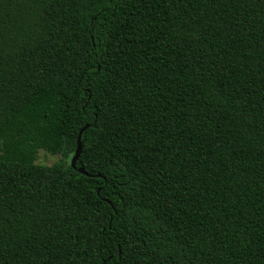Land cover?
Here are the masks:
<instances>
[{
	"label": "trees",
	"instance_id": "trees-1",
	"mask_svg": "<svg viewBox=\"0 0 264 264\" xmlns=\"http://www.w3.org/2000/svg\"><path fill=\"white\" fill-rule=\"evenodd\" d=\"M260 259L264 0H0V264Z\"/></svg>",
	"mask_w": 264,
	"mask_h": 264
},
{
	"label": "rangeland",
	"instance_id": "rangeland-1",
	"mask_svg": "<svg viewBox=\"0 0 264 264\" xmlns=\"http://www.w3.org/2000/svg\"><path fill=\"white\" fill-rule=\"evenodd\" d=\"M62 159L61 155L59 154H52L48 152L45 149H39L37 153V162L41 164H53L55 162H58ZM71 160V158H70ZM69 160V161H70ZM238 264H264V259L256 260V261H247L244 263H238Z\"/></svg>",
	"mask_w": 264,
	"mask_h": 264
},
{
	"label": "water",
	"instance_id": "water-1",
	"mask_svg": "<svg viewBox=\"0 0 264 264\" xmlns=\"http://www.w3.org/2000/svg\"><path fill=\"white\" fill-rule=\"evenodd\" d=\"M89 126V124H86L79 132V135H78V139H77V148L75 150V153L74 155L72 156L71 158V164L72 166H76V162L77 160L79 159L80 155H81V152H82V147H83V143H82V133L83 131ZM78 170L82 173H85V174H88L89 173L84 169V167H78Z\"/></svg>",
	"mask_w": 264,
	"mask_h": 264
}]
</instances>
